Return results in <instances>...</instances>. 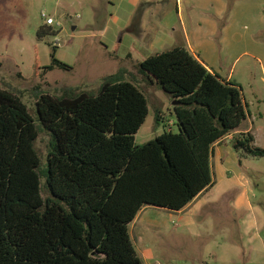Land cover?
<instances>
[{"label": "trees", "instance_id": "trees-1", "mask_svg": "<svg viewBox=\"0 0 264 264\" xmlns=\"http://www.w3.org/2000/svg\"><path fill=\"white\" fill-rule=\"evenodd\" d=\"M55 54L45 70H69ZM138 70L168 96L178 129L142 145L135 136L148 102L121 70L96 93H39L33 114L0 89V264H143L129 234L139 212H179L212 187L214 145L248 114L241 86L181 47ZM41 132L44 162L35 148ZM231 145L264 158L250 133L234 134Z\"/></svg>", "mask_w": 264, "mask_h": 264}, {"label": "rangeland", "instance_id": "rangeland-1", "mask_svg": "<svg viewBox=\"0 0 264 264\" xmlns=\"http://www.w3.org/2000/svg\"><path fill=\"white\" fill-rule=\"evenodd\" d=\"M185 1L188 0H184L183 10H191L192 6ZM176 2L0 0V89L20 97L33 114L39 93L55 97L70 90L96 93L107 76L121 70L125 81L135 84L148 102L149 113L135 143L145 144L165 131L177 133L168 96L138 70V64L146 58L171 50L164 36L168 31L165 19L175 18ZM42 13L52 18L54 24L48 26ZM41 27L50 28L51 34L39 37ZM258 36L264 42V31L255 40ZM155 38L163 41L150 45ZM54 48L55 58L69 70H45L51 65ZM242 80V95L250 104V112L253 116L260 113L264 116L263 84ZM254 125V145L264 149V120ZM48 146L49 137L41 132L35 148L43 162ZM211 172L213 185L198 202L216 198V204L226 207L221 214L230 222L233 242L240 240L239 231L251 236L254 229H264V158L231 148L224 151L222 163L212 161ZM237 199L242 205L235 207ZM211 206L206 204V210ZM129 234L143 264L162 253L169 261L176 258L192 262L203 257L209 246L206 244L211 242V238L190 234L189 229L182 227V217L176 212L151 206L139 212L129 225Z\"/></svg>", "mask_w": 264, "mask_h": 264}, {"label": "crops", "instance_id": "crops-1", "mask_svg": "<svg viewBox=\"0 0 264 264\" xmlns=\"http://www.w3.org/2000/svg\"><path fill=\"white\" fill-rule=\"evenodd\" d=\"M183 3L184 0H177L175 18L167 16L165 19L168 31L164 36L171 50L186 49L210 73L226 82L242 86V79H250L255 85L264 86V42L259 36L255 40L258 33L264 31V0H188L185 3L192 6L189 11L183 10ZM160 40L155 38L149 44L153 46ZM244 102L248 109L246 119L232 134L214 145L211 164L213 160L222 163L224 151L232 148L234 134L253 135L254 124L264 120L261 113L253 116L245 98ZM257 103L260 104V100ZM206 192L176 212L182 217V227L189 229L194 237L211 238L203 257H196L192 262L176 258L169 261L162 253L156 254L154 261L148 264H264V229H254L251 236L239 231L240 240L234 243L230 222L221 214L226 207L216 204V198L198 202ZM206 204L212 206L206 210ZM241 205L240 199L235 200V207Z\"/></svg>", "mask_w": 264, "mask_h": 264}, {"label": "built area", "instance_id": "built-area-1", "mask_svg": "<svg viewBox=\"0 0 264 264\" xmlns=\"http://www.w3.org/2000/svg\"><path fill=\"white\" fill-rule=\"evenodd\" d=\"M42 18H46L45 23L50 26L54 24V20L52 18H47L46 15L44 13L41 14Z\"/></svg>", "mask_w": 264, "mask_h": 264}]
</instances>
